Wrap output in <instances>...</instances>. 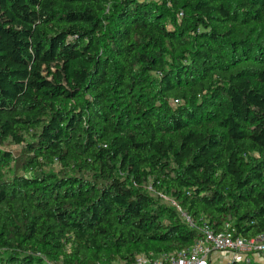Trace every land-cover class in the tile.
Returning a JSON list of instances; mask_svg holds the SVG:
<instances>
[{"label":"trees","instance_id":"trees-1","mask_svg":"<svg viewBox=\"0 0 264 264\" xmlns=\"http://www.w3.org/2000/svg\"><path fill=\"white\" fill-rule=\"evenodd\" d=\"M5 145L0 264L263 234L264 0H0Z\"/></svg>","mask_w":264,"mask_h":264},{"label":"built area","instance_id":"built-area-1","mask_svg":"<svg viewBox=\"0 0 264 264\" xmlns=\"http://www.w3.org/2000/svg\"><path fill=\"white\" fill-rule=\"evenodd\" d=\"M158 196L169 200L162 193ZM169 202L177 208L189 228L198 232L197 240L190 248L176 253L138 255L132 264H212L211 257L216 253L231 254V264H252L253 255L264 258V233L247 239L239 236L231 224H226L223 231L216 232L208 224L195 221L175 201Z\"/></svg>","mask_w":264,"mask_h":264},{"label":"rangeland","instance_id":"rangeland-1","mask_svg":"<svg viewBox=\"0 0 264 264\" xmlns=\"http://www.w3.org/2000/svg\"><path fill=\"white\" fill-rule=\"evenodd\" d=\"M150 1H153V2H159V0H150ZM0 149L1 150H4V151H10V152H12V153H14V154H17L18 152H19V150L21 149V147H19V146H14V145H5V146H3V147H0ZM154 195H155V198L157 199V194H155L154 193ZM158 198H160L159 196H158ZM164 203H170L169 202V200L168 199H163V198H160ZM231 255H229L228 253H225V254H221V253H219V254H216V258L218 259H220V263L219 264H231L232 262H231ZM230 258V259H229Z\"/></svg>","mask_w":264,"mask_h":264},{"label":"crops","instance_id":"crops-1","mask_svg":"<svg viewBox=\"0 0 264 264\" xmlns=\"http://www.w3.org/2000/svg\"><path fill=\"white\" fill-rule=\"evenodd\" d=\"M216 254H219V253H216ZM216 254H214L212 257H211V263L212 264H219L220 263V259L218 258H216ZM221 254H225V253H221ZM229 254V253H228ZM229 255H231V254H229ZM231 261H232V255H231ZM229 258V259H230ZM252 261H253V263H264V258L263 257H261V256H258V255H253L252 256Z\"/></svg>","mask_w":264,"mask_h":264}]
</instances>
